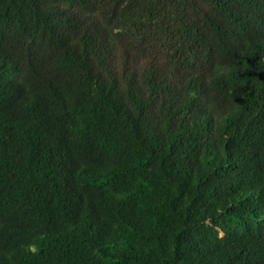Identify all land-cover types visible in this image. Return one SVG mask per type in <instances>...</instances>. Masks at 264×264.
<instances>
[{"label":"trees","instance_id":"trees-1","mask_svg":"<svg viewBox=\"0 0 264 264\" xmlns=\"http://www.w3.org/2000/svg\"><path fill=\"white\" fill-rule=\"evenodd\" d=\"M0 264H264V0H0Z\"/></svg>","mask_w":264,"mask_h":264}]
</instances>
